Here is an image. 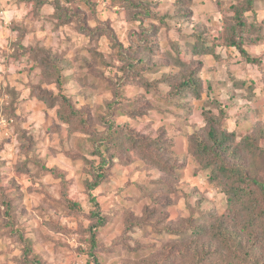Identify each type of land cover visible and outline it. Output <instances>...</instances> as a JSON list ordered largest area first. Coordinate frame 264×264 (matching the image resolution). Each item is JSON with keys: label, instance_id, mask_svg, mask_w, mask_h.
<instances>
[{"label": "rangeland", "instance_id": "obj_1", "mask_svg": "<svg viewBox=\"0 0 264 264\" xmlns=\"http://www.w3.org/2000/svg\"><path fill=\"white\" fill-rule=\"evenodd\" d=\"M13 5H24L27 14L5 24L2 14ZM232 5L240 3L0 0V211L6 209L2 202H11L17 230H24L42 259L30 257L31 264H196L202 258L203 264H264V217L248 234L234 235L243 227L240 205L227 209L221 188L191 151L193 139L208 137L207 114L219 132L235 134L233 147L245 136L257 137L264 151V39H244L259 63H247L238 49L222 45H216V56L192 50L199 39L220 43L234 17ZM45 6L55 11L47 14ZM247 16L264 28V0ZM170 55L192 71L201 100L166 102L172 96L168 78L178 83L183 73ZM130 59L146 61L153 71L132 79ZM55 64L71 77L62 86L53 76ZM63 95L78 112L71 122L64 118L72 107ZM132 104L135 117H128L124 108ZM143 105L150 107L138 115ZM108 122L117 130L129 125L156 143L131 150L123 138L104 151L102 166L99 143L88 131L105 135ZM162 155L165 169L158 166ZM99 173L103 180L90 192L87 183ZM259 202L256 213L264 195ZM208 211L232 217L226 224L232 250L220 251L208 240L188 246L180 240L178 234L194 226L191 217ZM96 223L97 246L90 250L89 227ZM17 239L0 215V264H24L25 244Z\"/></svg>", "mask_w": 264, "mask_h": 264}, {"label": "trees", "instance_id": "obj_2", "mask_svg": "<svg viewBox=\"0 0 264 264\" xmlns=\"http://www.w3.org/2000/svg\"><path fill=\"white\" fill-rule=\"evenodd\" d=\"M238 1L240 5L231 6V10L234 12V17H231L230 21L225 23V34H220V43L210 45L205 40L199 39L192 47L194 52H205L206 54L216 56V54H218L216 45H222V47L238 49L247 63H259L260 60L251 56L244 45L245 37L253 38L255 43H259L261 39H264V28L261 24L262 22L257 25L256 23H253V21H249V16H247V13L254 10V7L259 0ZM255 27L256 30L254 32L257 34L256 38L252 36V33H254L253 29ZM221 38H223V40ZM146 48L148 49V47ZM170 59L177 67H180V69L182 68L181 70L183 73L178 83L170 81V78H168V84L171 86L170 93L172 96L168 98L166 102L172 105L175 102L174 105L176 106L178 105V102L184 100L186 96H188V99L192 98L201 100L202 93L198 88L195 77L192 75V71L188 72L189 69H187V65L177 56L173 57L170 55ZM130 62H132L131 68H133L134 72L132 73V79H135V76H138L141 71L146 73L153 71V69L147 67L148 65L146 61H139L138 64H136L130 59ZM184 72L185 75H183ZM53 76L57 78V82L60 86L63 85L67 78L68 82L71 80V77L63 75L60 64L56 65ZM141 78L143 77H140V80H142ZM142 82H144L143 85L145 87L149 88L146 80ZM125 83L126 82L120 84L116 94H118V90H120V87L125 85ZM120 95L121 94L119 93L118 97ZM138 98L136 100H141ZM64 102L68 103V109L72 107L69 99L63 95V103ZM141 102L142 101H136V105H139ZM160 102H163V100H160ZM119 107L120 105H117V108ZM134 107L135 105L132 104L128 107V109L124 108V111L128 113V117H135L134 113H136V111L134 112ZM149 107V105H143L142 108H144V110L142 109L143 111L138 115H144ZM158 108L160 107L158 106ZM77 113L78 112L75 108L72 107L70 109V113H68L64 118L71 122V116L77 117ZM206 117L207 124L209 126L208 137L204 141L193 139V147H191V151L198 163H200L205 170L209 171L208 177L210 181L215 182L221 188L222 193L225 195L226 204L228 206L227 209L231 211L233 208L240 205V207H237L236 212L239 220H242L243 222V227L236 231V234L234 233V235H242L244 233L248 234L246 229H254L259 226L258 220L264 217V206L261 207V211L259 213H256L258 210L257 205L260 203L259 198L264 195V179L261 173L264 171L263 148L259 144V140L256 139L257 137L248 136H245L235 145V147H233L232 143L236 141L235 134L223 131L219 132L220 128L217 129V120L208 114ZM103 121L106 123V118H104ZM106 125H108L109 129L106 130L105 135L98 134L97 131H88L89 136H91L95 142L98 141L99 143L97 145V154L102 158L99 162L102 166L107 162V159H105L104 156V151H113L119 140H122L123 138L126 143L130 145L131 150L141 149L146 151V149L151 147V144L154 146V143H156L150 137H142L141 135L136 134L129 125H123L122 128H119V130L115 129L114 124H110L109 122ZM125 126L129 132L126 131ZM261 133L262 134H260L259 137L263 138L264 131ZM159 163V167L164 169L166 168L164 155H162ZM101 165H99V168ZM95 168H97V165H95ZM103 177V173L97 174L94 177L93 182L87 183V189L90 192L96 190L100 186ZM66 202L71 208H76L77 210L80 209L78 203H74L72 201ZM2 203L3 207L6 209H4L5 211L2 210V213L0 211V215L7 223L8 232L11 234V237H16L19 242L25 244L19 263L20 261L24 264H31V262L34 263L30 257H33L35 260L37 259V261L40 262L42 260L41 257L34 253V245L32 244L33 241L31 239H25L24 230L21 228L17 230L18 226L15 225L14 217H12L14 209H12L11 202L5 200V202ZM212 213L214 212L208 211L207 214L203 212V215L196 220L191 217V221L194 222V226L189 231L184 229V231L178 234L180 240L185 243V246H188V244L191 243L194 244V241L196 240H208L209 242L216 244L219 250L223 252L225 249L232 250L234 248V245L232 244L234 241L233 239H230L229 236L233 235V233L228 232L229 229L226 227V224L231 222L232 217H227L226 213L219 216H213L214 214ZM94 216L95 217H93V219L98 218L99 214ZM243 217H245V220ZM101 225L103 224L101 223ZM97 227L98 223L89 227L91 238L90 250L97 246L95 236L96 232H94V229L96 230ZM197 253L198 252L196 251L195 255ZM187 254L188 251H186L185 256ZM225 262H227L226 259ZM96 263L99 264L97 261ZM196 264H203V258L199 259Z\"/></svg>", "mask_w": 264, "mask_h": 264}, {"label": "clouds", "instance_id": "obj_3", "mask_svg": "<svg viewBox=\"0 0 264 264\" xmlns=\"http://www.w3.org/2000/svg\"><path fill=\"white\" fill-rule=\"evenodd\" d=\"M27 11H28V9H26L24 5H21L19 10H17L16 7H15V5H13L10 10H6L2 14L5 24H10L14 18L17 21H19L20 19L23 18V16H25L27 14ZM43 11L46 12L47 14H52L55 11V9L52 8V7H49V6H45V8L43 9ZM38 35H43V34L38 33ZM31 40H32V36L29 35L27 37V39L24 41L25 46H27L28 43ZM201 126L202 127L204 126L203 125V122L201 123ZM229 130H231V129H229Z\"/></svg>", "mask_w": 264, "mask_h": 264}]
</instances>
